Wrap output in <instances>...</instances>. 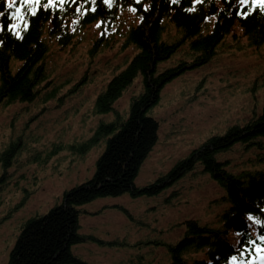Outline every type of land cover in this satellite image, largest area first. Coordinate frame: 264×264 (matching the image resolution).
<instances>
[{
	"label": "trees",
	"instance_id": "1",
	"mask_svg": "<svg viewBox=\"0 0 264 264\" xmlns=\"http://www.w3.org/2000/svg\"><path fill=\"white\" fill-rule=\"evenodd\" d=\"M142 2L151 6L148 12L132 0H114L110 9L97 0L95 12L90 2L75 0L63 11L41 8L35 16L27 17L28 27H21L20 40L6 28L0 32V112L22 105L15 115L20 119L21 115L36 112V103L54 101L61 106L82 90L86 75L73 84L69 79L51 84L53 73L46 67L51 43L61 48L74 46L90 26L100 21L110 24L120 10L138 9L137 22L126 33L110 37L100 33L89 49L94 56L100 51L111 52L120 43L119 54H124L95 99L92 112L97 122L91 135L74 141L70 147L84 160L95 147L104 144L92 178L64 192L60 202L46 212L24 220L7 264H89L77 248L116 245L134 249L126 241L108 242L82 232V217L92 214L84 207L124 195L135 199L164 195L169 197L166 200L176 199L180 204L192 190L191 181L195 185L201 179L210 180L223 192L209 205V216L184 220L177 227L183 234L174 243L163 238L136 244L137 251H129L122 264H227L232 255H237L238 261L259 264L264 241L258 236L264 234V227L252 225L248 216L264 221V105L209 137L154 182L138 187L136 179L158 144L163 122L151 112L159 105L165 87L208 65L228 39L232 45L244 42L250 49L264 46V13L253 9L246 17H238L235 0H181L178 5H170L167 0ZM77 7L81 12L76 11ZM6 23V18H0V24ZM136 85L139 89L131 94L127 108L119 109L118 103ZM10 129L0 148V193L8 187L10 177L24 169L18 177L20 182L14 185L25 203L45 182L41 175L51 157L43 159L42 153L48 148L56 152L63 146L60 141L40 144V138L27 133L24 125L14 130L11 124ZM29 142L34 145L30 147ZM114 209L131 222L136 221L126 208ZM249 238L252 244L246 243ZM149 244L154 246L144 251L143 246ZM242 247L255 250V255L240 256ZM163 249V256L156 257Z\"/></svg>",
	"mask_w": 264,
	"mask_h": 264
},
{
	"label": "rangeland",
	"instance_id": "2",
	"mask_svg": "<svg viewBox=\"0 0 264 264\" xmlns=\"http://www.w3.org/2000/svg\"><path fill=\"white\" fill-rule=\"evenodd\" d=\"M137 20L130 9L120 10L110 24L100 28L94 24L84 30L80 42L61 48L50 44L46 67L53 73L52 83L70 80L80 81L85 75L80 93L68 99L63 105L56 103L37 104L38 109L29 115L16 117L24 106L9 107L0 112V148L14 130L23 125L31 136L40 138V144L60 141L63 148H48L42 158L51 157L48 169L41 176L45 180L38 193L22 203V193L16 191L20 172L10 177L6 190L0 193V264H7L10 252L21 232L25 219L42 214L58 204L64 192L81 185L92 178L97 157L104 144L95 147L84 160L73 154L70 148L74 141L86 140L96 126L93 106L97 95L104 89L124 54H119L120 43L113 51H100L94 56L89 49L100 33L106 37L126 33ZM137 22V21H136ZM230 39L222 45L212 61L192 73L182 75L168 84L161 94V100L151 115L162 121L158 144L140 169L136 185L143 187L184 157L189 151L202 145L209 137L223 132L226 127L251 111H259L264 105V46L259 49L232 45ZM242 48V49H241ZM123 97L117 107L125 110L131 94ZM99 119V117H96ZM26 125V126H25ZM30 147L34 145L29 142ZM39 146H36V148ZM165 171V172H164ZM12 181V182H11ZM192 190L176 203L169 197L132 198L124 195L118 198L100 199L85 206L88 213L81 219L82 232L91 233L108 242L119 239L135 246L126 247L86 245L77 252L89 264H122L131 252L137 251L136 244L157 239L176 242L183 230L177 228L185 219L207 218L208 207L222 191L207 179L191 181ZM121 206L133 213L135 222L128 220L122 212L114 209ZM217 211V210H216ZM25 220V221H24ZM153 244L143 246L148 251ZM165 249L156 257L163 256Z\"/></svg>",
	"mask_w": 264,
	"mask_h": 264
},
{
	"label": "snow or ice",
	"instance_id": "3",
	"mask_svg": "<svg viewBox=\"0 0 264 264\" xmlns=\"http://www.w3.org/2000/svg\"><path fill=\"white\" fill-rule=\"evenodd\" d=\"M91 3L93 6L91 11H96L97 0H84V3ZM102 5L106 8H111L113 6L114 0H100ZM134 5H141L143 12H148L150 10V5L143 4L142 0H132ZM170 5H178L181 0H167ZM195 3H199L200 0H194ZM75 0H0V18H6V24H0V32L7 29L17 40L22 39L21 27L27 29L28 22L27 17L35 16L41 8L48 10L49 12H59L63 11L70 4H74ZM236 6V16L246 17L249 12H252L253 9L258 10L261 13H264V0H235ZM138 9L136 7H131L130 11L136 12ZM76 11L79 13L81 9L76 8ZM143 19V17H141ZM104 22L100 21L97 24V27L100 28ZM264 211V209H262ZM248 220L252 225L257 227H264V221L260 218L249 215ZM238 235V234H237ZM258 239L264 241V234L258 236ZM247 244H252L253 241L249 238L246 241ZM255 255V250H249L246 247H242L239 250V255ZM227 264H247L246 261H238L237 255H232L229 257ZM259 264H264V252L260 253Z\"/></svg>",
	"mask_w": 264,
	"mask_h": 264
}]
</instances>
